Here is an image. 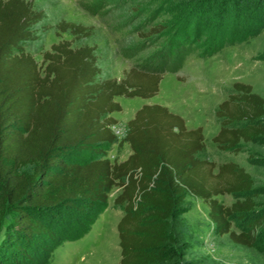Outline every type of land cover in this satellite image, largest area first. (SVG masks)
<instances>
[{
    "label": "trees",
    "instance_id": "1",
    "mask_svg": "<svg viewBox=\"0 0 264 264\" xmlns=\"http://www.w3.org/2000/svg\"><path fill=\"white\" fill-rule=\"evenodd\" d=\"M243 3L252 7L256 29L264 27V15H256L259 8L264 13V0ZM197 15L193 12L182 22L183 33L159 64L134 66L121 79L98 80L92 45L74 47L70 40H60L39 64L24 43L34 37L32 26L44 11L35 9L31 0H0V232L9 222L0 252H10L0 257V264L8 259L10 264H31L36 260L33 246L46 255L50 241L59 243L56 220L69 218L73 211H100L116 186L120 191L114 203L124 206L117 224L120 264L175 259L171 245L176 239L170 229L187 191L208 204L220 235L247 247L261 245L264 209L251 195L253 177L234 161L218 165L216 171L215 161L202 158V126L188 128L184 117L167 106L145 104L127 123L124 141L132 152L121 161L108 156L118 122L110 114L122 110L116 97L157 94L163 73L178 72L191 53L195 33L187 26ZM58 29L90 34L86 26L71 21H62ZM163 30L158 24L151 32ZM224 39L207 40L204 53L219 51ZM233 91L216 110L220 130L213 141L221 150L238 151L242 141L264 137V97L242 81L233 83ZM79 153L88 157L80 159ZM223 195L236 199L226 204ZM235 217L245 227L235 229Z\"/></svg>",
    "mask_w": 264,
    "mask_h": 264
},
{
    "label": "rangeland",
    "instance_id": "2",
    "mask_svg": "<svg viewBox=\"0 0 264 264\" xmlns=\"http://www.w3.org/2000/svg\"><path fill=\"white\" fill-rule=\"evenodd\" d=\"M31 1L35 9L44 11V17L32 26L34 37L24 43L26 51L41 64L43 53L60 40H70L74 47L95 46L100 68L98 80L121 79L134 66L159 64L172 51L179 33H183L182 22L193 12L200 13L187 26L195 33L190 37L194 46L191 53L178 72L163 73L157 94L150 98L116 97L122 110L110 114L118 122L113 126L116 141L108 146V156L121 161L132 152L124 139L127 123L139 108L145 104L165 105L183 116L188 128L203 127L205 148L200 156L215 161L216 171L218 165L227 161L245 167L254 180L251 195L258 208L264 209V137L242 141L238 151L221 150L213 141L220 130L216 110L219 103L234 92V82L250 83L254 91L264 97V27L256 29L258 21L252 18V7L244 4V0ZM261 12L259 8L256 15H264ZM62 21L82 24L90 34L77 36L69 31L62 32L58 29ZM158 24L164 30L152 33V28ZM223 36L225 43L219 51L204 53L209 47L207 40L217 41ZM141 46L143 49L138 52ZM77 156L86 159L88 154ZM119 191V186L114 187L109 204L98 212L73 211L69 218L56 220L59 243L50 241L46 255H40V249L33 246L30 251L36 254V260L31 264L37 261L45 264H120L117 224L124 206L114 203ZM221 198L226 204L236 199L233 195ZM8 224L5 221L0 232L1 247ZM233 225L238 230L245 227L238 217ZM170 230L176 239L171 245L175 259L165 264H264V241L261 245L247 247L233 243L228 234L220 235L209 216L208 204L188 191ZM75 235L77 238L69 239ZM3 252H0L2 258L10 254ZM7 262L10 264V259Z\"/></svg>",
    "mask_w": 264,
    "mask_h": 264
},
{
    "label": "crops",
    "instance_id": "3",
    "mask_svg": "<svg viewBox=\"0 0 264 264\" xmlns=\"http://www.w3.org/2000/svg\"><path fill=\"white\" fill-rule=\"evenodd\" d=\"M173 112V111H172Z\"/></svg>",
    "mask_w": 264,
    "mask_h": 264
}]
</instances>
